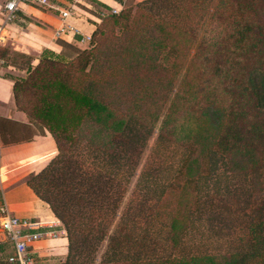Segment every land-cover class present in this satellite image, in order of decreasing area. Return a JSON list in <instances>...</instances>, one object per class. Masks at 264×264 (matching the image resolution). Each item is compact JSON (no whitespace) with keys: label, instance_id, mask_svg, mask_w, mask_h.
<instances>
[{"label":"trees","instance_id":"16d2710c","mask_svg":"<svg viewBox=\"0 0 264 264\" xmlns=\"http://www.w3.org/2000/svg\"><path fill=\"white\" fill-rule=\"evenodd\" d=\"M104 11L88 48L60 42V51L33 56L0 46L7 62L8 52L25 59L24 74L11 76L15 107L55 145L24 182L65 231L63 264H95L103 240L107 258L98 264H264V0H140ZM129 124L138 127L135 137ZM154 129V152L167 144L183 155L139 218L124 219V208L112 229L125 190L119 170L135 167ZM210 154L227 173L250 175L257 200L247 236L228 252L178 254L202 209L198 181L210 174ZM141 217L164 228L165 242ZM7 245L0 244V264ZM157 246L164 255L152 253Z\"/></svg>","mask_w":264,"mask_h":264},{"label":"crops","instance_id":"0c3cea01","mask_svg":"<svg viewBox=\"0 0 264 264\" xmlns=\"http://www.w3.org/2000/svg\"><path fill=\"white\" fill-rule=\"evenodd\" d=\"M4 1L0 0V6ZM47 1L59 10H68V16L61 19L56 9L21 3L14 20L4 25L0 33V46L33 56L43 48L58 52L60 42L78 43L81 35H90L98 21L97 14L104 10V6L113 5L106 0ZM61 25H68L70 29L55 37L54 30ZM0 59V205L4 203L8 213L17 218L40 220L42 226L37 231H55V237L44 236L34 242L32 258L34 255L38 257L39 249L46 247L56 255H63L67 241L65 233H61L60 222L24 182L27 174L36 173L41 163L55 154V145L48 133L40 131L15 107L11 76H22L23 70H16L9 62ZM48 222H54V225L48 226ZM6 243L0 235V244ZM11 251L8 243L4 252L9 254Z\"/></svg>","mask_w":264,"mask_h":264},{"label":"rangeland","instance_id":"374dc122","mask_svg":"<svg viewBox=\"0 0 264 264\" xmlns=\"http://www.w3.org/2000/svg\"><path fill=\"white\" fill-rule=\"evenodd\" d=\"M138 1L140 0H124L121 3V7H133ZM216 1L209 0V4H215ZM210 8L208 7V10ZM101 11L102 13L106 12L104 10ZM160 14L167 18L163 10H160ZM207 19L208 14L199 25L197 38L193 45H191L186 57L184 60L181 59L183 63L174 81V88L182 80L191 52ZM173 20L178 23L181 17H173ZM72 44L77 48H88L89 46L88 43ZM65 50L69 51L67 47H65ZM7 54L8 62L14 64L16 70L21 71L24 69V58L12 52H8ZM137 130L138 127L136 125L129 124L128 133L131 134L129 136L135 137ZM155 136L154 129L141 143L138 160L133 169L125 170L120 168L119 170L121 175L123 174L121 176V183L125 186V190L121 196L116 218L111 227L112 229L116 227L120 218V212L124 208L126 211H124L126 214L124 219L126 216L139 218V206H144L149 202L155 201L161 184L169 178L173 167L183 155L182 150L167 144H161L154 152ZM44 162L41 163V166ZM111 163H114V161L112 160ZM146 166H150L148 170L145 168ZM198 193L201 196V212L192 217V222H190L183 236L182 243L175 252L178 254L192 252L224 253L238 248L241 240L247 236V223L250 220L249 210L253 201L257 200V197L251 190L250 175L227 173L221 159L215 154H210V174L207 177L199 179ZM141 218L139 221H143L145 229L154 234L159 242H165L164 228L153 221L144 220L143 218L142 220ZM105 242L106 240H103L102 245L91 255L94 258L95 264H98L99 260L107 258L103 254ZM155 248L152 252L153 254H157L158 252L160 254L157 255L162 256L166 252L164 249L161 250L160 246ZM50 249L49 247L39 249L38 257L33 256L35 264H63L65 253L63 255H56Z\"/></svg>","mask_w":264,"mask_h":264},{"label":"built area","instance_id":"2783aa9c","mask_svg":"<svg viewBox=\"0 0 264 264\" xmlns=\"http://www.w3.org/2000/svg\"><path fill=\"white\" fill-rule=\"evenodd\" d=\"M110 2L109 11L117 13L121 7L120 0H106ZM21 3H35L39 6H44L51 9H56L61 19L68 16V10H59L51 5L47 0H5L0 6V33L4 25L12 22L16 16L19 4ZM120 4V5H119ZM102 15V12L99 14ZM70 28L68 25H61L54 30V36L59 37L66 33ZM0 35V41H1ZM90 35H81L78 43H88ZM2 60L0 59V67ZM48 226H53L54 222H48ZM42 226L40 220H27L24 218H17L8 213L6 205H0V235L10 244L12 251L6 256L7 264H33L31 248L34 242L38 241L44 236L55 237V231L40 232L37 231ZM61 233H65L61 230Z\"/></svg>","mask_w":264,"mask_h":264}]
</instances>
